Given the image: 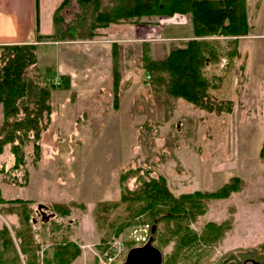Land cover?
<instances>
[{"label": "rangeland", "instance_id": "obj_1", "mask_svg": "<svg viewBox=\"0 0 264 264\" xmlns=\"http://www.w3.org/2000/svg\"><path fill=\"white\" fill-rule=\"evenodd\" d=\"M60 2L41 0L40 34L52 33V12ZM246 10L250 29L237 42L233 67L225 74L219 65L210 67L212 73L223 77L219 90L211 94L217 101H231V114L206 113L182 99H171L164 82L146 78L150 75L146 60H163L171 49L183 48L192 38L189 15L142 19L139 24L166 23L162 39L146 45L123 47L136 33L131 25L121 24L96 30L90 39L48 41L37 46L36 64L29 77L50 90V122L41 134L39 160L34 162L32 144L24 145L25 165L19 172L0 174V194L5 201L29 199L36 206L70 199L82 206L71 208L69 217L55 215L44 225L36 208L28 203L34 211L32 227L40 243V263L52 255L54 244L67 237L81 245V254L72 264H98L99 234L88 205L101 198L105 201L100 202L117 201L113 199L118 198L122 186L134 190L142 180L159 176L175 197L217 190L232 177L243 182L241 191L209 202L206 212L189 224L198 236L206 222L231 218L232 227L223 240L213 247L185 249L179 264H218L230 250L251 249L264 242V161L258 157L264 139V0H246ZM79 12L72 0L61 16L71 23ZM33 21L29 40L36 35ZM167 36L185 40L167 41ZM114 43L119 45L121 75L117 109L113 108L111 79ZM59 72L69 77L66 88ZM2 166H11L8 146L0 154ZM132 169H139V175L121 185L120 175ZM25 173V186L11 183L14 178L22 183ZM30 179L31 186L24 189ZM140 223L142 219L137 218L134 225ZM2 225L11 233L18 227V218L0 212ZM131 227L120 238L127 239ZM172 248L173 242L161 249L164 259Z\"/></svg>", "mask_w": 264, "mask_h": 264}, {"label": "trees", "instance_id": "obj_2", "mask_svg": "<svg viewBox=\"0 0 264 264\" xmlns=\"http://www.w3.org/2000/svg\"><path fill=\"white\" fill-rule=\"evenodd\" d=\"M72 0H62L52 15V35H37L34 41L23 44H0V154L9 147L11 166L0 167V174L19 172L25 165L23 146L32 144L34 162L39 160L42 132L50 122V90L35 84L29 77V70L36 64L37 43L54 41H75L77 38H93L96 30L111 25H134L142 19L170 18L175 14L190 16L192 38L185 41L183 48H173L163 60L148 59L146 71L153 82L165 83V92L171 99H182L193 107L215 115L231 114V101H217L211 91L219 90L222 75L210 71L212 65H219L222 73L233 67L238 56L237 42L249 33L246 0H74L79 13L76 20L65 24L61 12ZM35 6V31L38 32V0ZM114 43L111 50V79L113 108L118 107L119 62ZM65 88L67 77H61ZM258 157L264 161V139ZM139 169L129 170L119 177L124 185L139 175ZM26 173L22 183L14 178L15 186L26 185ZM243 182L237 177L214 191H194L173 196L162 177L142 180L134 190L122 186L117 201L99 202L91 209L92 220L99 234L100 252L106 244L133 226L137 218L150 224L154 229L150 238L152 245L161 249L173 242L170 255L161 264H179L185 249L189 247H213L223 240L232 227V219L220 223L206 222L197 236L189 228L202 216L208 203L241 191ZM0 212L15 215L18 227L10 231L0 229V264H40V243L35 238L32 224V208L28 202L19 199L5 201L0 194ZM80 207L75 203H54L48 209L61 218L69 217L71 208ZM46 225V223H43ZM127 249L133 247L127 244ZM81 254L73 241L64 237L54 244L50 258L42 264H72ZM252 258L264 264V242L251 249H234L225 254L218 264H241ZM23 260V263H22Z\"/></svg>", "mask_w": 264, "mask_h": 264}, {"label": "crops", "instance_id": "obj_3", "mask_svg": "<svg viewBox=\"0 0 264 264\" xmlns=\"http://www.w3.org/2000/svg\"><path fill=\"white\" fill-rule=\"evenodd\" d=\"M54 10H53V12H54ZM53 12H52V15H53ZM20 17H21V19H19ZM32 20H35L34 0H0V44H23V43L34 41V38L37 35H52L53 34L54 28H53L52 16H51L52 33L40 34V30H41V27H42V21H41V0H38V32L36 33L34 38L29 40L30 29L32 28L31 27ZM143 20H141V21H143ZM24 23L26 25H23ZM34 24H35V22H34ZM65 24H68V23H65ZM165 24H166L165 22H162V23H159L158 25H155V24L154 25H143V24H139V23H137L135 25H131L130 27H133L134 28V32L136 33V36L134 38L136 40H134V39L125 40L124 42L127 45H122V46L123 47L126 46L128 48H131V46H139L138 45L139 43H143L144 45H146L150 41L151 42H157L156 39H158V40L162 39L161 38V34L164 31V25ZM167 24H169V23H167ZM153 29L155 31L157 30L156 33H155V31L152 32ZM150 36H151L152 40H148V39H150L149 38ZM183 39L184 38L168 37L167 41H183ZM40 44H42V43H40V42L36 43L35 42L36 48ZM143 44H141V46ZM60 74H61V72L58 73V75H60ZM61 76L65 77L63 73L61 74ZM0 118H1V108H0ZM30 186H31V179L29 181L28 186L24 187V189H27ZM105 189H106L105 192H107L106 186H105ZM107 193H109V192H107ZM119 196H120V194L118 195L117 199H113V200H118ZM97 197H100V196H97ZM19 200L28 202L34 208L37 207L36 204L32 203V200H29V199H19ZM6 201H11V200H6ZM100 201H105V199L101 198L100 200L99 199L95 200L94 202L91 203V205H88V210L90 211L92 209V207L97 202H100ZM69 202L76 203V200L70 199ZM69 202H66V203H69ZM52 204H53V202H51V203H47L46 202V203H42L41 205H44V206L48 207V206H50ZM85 206L87 208V205H85ZM2 227H3V225L0 226V229ZM79 246H81V245H79Z\"/></svg>", "mask_w": 264, "mask_h": 264}, {"label": "built area", "instance_id": "obj_4", "mask_svg": "<svg viewBox=\"0 0 264 264\" xmlns=\"http://www.w3.org/2000/svg\"><path fill=\"white\" fill-rule=\"evenodd\" d=\"M149 229L148 224H138L129 230L125 240L136 245L143 244L149 237ZM108 247V250L98 256L99 264H111L121 258L124 248L122 240L113 239Z\"/></svg>", "mask_w": 264, "mask_h": 264}, {"label": "water", "instance_id": "obj_5", "mask_svg": "<svg viewBox=\"0 0 264 264\" xmlns=\"http://www.w3.org/2000/svg\"><path fill=\"white\" fill-rule=\"evenodd\" d=\"M45 208L46 207L43 205L37 206V211L40 214L41 220L46 222L53 215H46L44 212ZM153 231L154 229L152 227L151 234ZM161 261V253L154 246H152V240L150 238L143 246L129 249L124 261L121 264H161Z\"/></svg>", "mask_w": 264, "mask_h": 264}, {"label": "flooded vegetation", "instance_id": "obj_6", "mask_svg": "<svg viewBox=\"0 0 264 264\" xmlns=\"http://www.w3.org/2000/svg\"><path fill=\"white\" fill-rule=\"evenodd\" d=\"M221 264H226L225 262L224 263H221ZM241 264H258L257 261H255L254 259L252 258H246L242 261Z\"/></svg>", "mask_w": 264, "mask_h": 264}]
</instances>
